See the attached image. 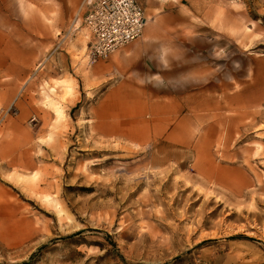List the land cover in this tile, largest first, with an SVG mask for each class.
<instances>
[{
  "label": "rangeland",
  "instance_id": "374dc122",
  "mask_svg": "<svg viewBox=\"0 0 264 264\" xmlns=\"http://www.w3.org/2000/svg\"><path fill=\"white\" fill-rule=\"evenodd\" d=\"M82 1L0 0V264H264V0H149L121 66Z\"/></svg>",
  "mask_w": 264,
  "mask_h": 264
},
{
  "label": "built area",
  "instance_id": "2783aa9c",
  "mask_svg": "<svg viewBox=\"0 0 264 264\" xmlns=\"http://www.w3.org/2000/svg\"><path fill=\"white\" fill-rule=\"evenodd\" d=\"M83 16L91 39V62L137 39L146 22L144 8L137 0H91Z\"/></svg>",
  "mask_w": 264,
  "mask_h": 264
},
{
  "label": "crops",
  "instance_id": "0c3cea01",
  "mask_svg": "<svg viewBox=\"0 0 264 264\" xmlns=\"http://www.w3.org/2000/svg\"><path fill=\"white\" fill-rule=\"evenodd\" d=\"M44 2V4L42 5V7L45 10H48L49 12L53 13L54 12V16H53V22L51 25L54 26H58V27H62L63 26V22L64 19H66V17L68 16V14L72 11V9H74L77 5V3L80 0H42ZM91 0H83L82 3L86 2V4L88 5L89 2ZM138 3H140L142 5V7L144 8V12H145V7H147L149 5V0H137ZM161 2H164L165 0H160ZM15 3H20L21 0H14ZM8 6H10L8 4ZM9 8V9H8ZM6 8L7 10H11L10 7ZM12 14L6 15L5 20L6 23L14 26L15 23V19H14V9H12ZM12 15V17H11ZM146 15V14H145ZM77 20V19H76ZM78 21V20H77ZM39 25H43L46 26V29L44 30L45 32V37L44 40H50L51 39V31L48 28L47 23H41L39 20ZM76 26V25H75ZM147 26V21L144 25V36L142 37V39H139L137 42H135L133 45H128L126 47L123 48V50H121L120 52H118L116 55H114L111 60L118 62L119 65L121 66L122 62L125 61V59L128 58V53L129 51H131L132 49H134L135 47H143L146 46L145 43H149L148 45H152L153 43V39L151 34V30L150 27H146ZM85 27V26H84ZM146 27V28H145ZM86 28V27H85ZM78 29V28H77ZM76 30V28H75ZM74 29H72V32L75 31ZM3 32H0V40L2 41H15L16 40V35H15V31L14 29L4 32V34H2ZM59 34V33H58ZM91 39V35L89 33V40ZM88 40V42H89ZM88 42L86 44V50H88ZM159 50L160 51V55L158 56L159 59L163 60V62L165 61V57H163L162 55H165V48L162 44H159ZM117 51V50H116ZM115 53V51L113 52ZM88 57V55H87ZM89 59V58H88ZM102 64V63H101ZM156 85H159V82H156ZM162 89H157V94L159 93V91ZM130 101V100H129ZM128 104V105H127ZM127 104H117V106H113L108 104L107 106L104 107V109L101 111L102 115H106V116H118V115H122V114H129L132 112H139L141 110L144 111V109H149L153 114H158V113H162V112H166V106H167V102L165 101H155L152 104L149 105H145V104H139V105H135L131 102H128ZM161 109V112H160ZM102 127H104L105 129H107L110 132H114L118 135H125L127 137H132L133 135V131L130 130V128L126 129V131H122L121 127L119 126L120 124L117 122V120L115 121H104L102 122ZM101 125H98L101 127Z\"/></svg>",
  "mask_w": 264,
  "mask_h": 264
},
{
  "label": "bare ground",
  "instance_id": "6f19581e",
  "mask_svg": "<svg viewBox=\"0 0 264 264\" xmlns=\"http://www.w3.org/2000/svg\"><path fill=\"white\" fill-rule=\"evenodd\" d=\"M75 22H76V21L74 20V23H75ZM145 23H146V22H145ZM75 25H76V24H73V25H72V27L74 28V30H75ZM144 25H145V24H144ZM87 30H88V29H87ZM142 31H143V29H142ZM114 51H116V50H114ZM114 51H113V52H114Z\"/></svg>",
  "mask_w": 264,
  "mask_h": 264
}]
</instances>
